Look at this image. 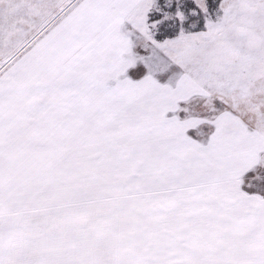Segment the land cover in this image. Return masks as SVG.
Wrapping results in <instances>:
<instances>
[{"label":"snow or ice","instance_id":"obj_1","mask_svg":"<svg viewBox=\"0 0 264 264\" xmlns=\"http://www.w3.org/2000/svg\"><path fill=\"white\" fill-rule=\"evenodd\" d=\"M0 264H264V0H0Z\"/></svg>","mask_w":264,"mask_h":264}]
</instances>
